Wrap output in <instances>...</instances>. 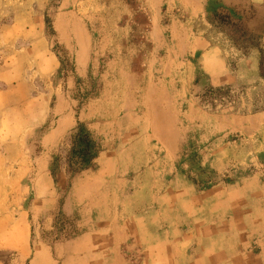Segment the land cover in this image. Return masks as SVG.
Here are the masks:
<instances>
[{
	"label": "rangeland",
	"instance_id": "1",
	"mask_svg": "<svg viewBox=\"0 0 264 264\" xmlns=\"http://www.w3.org/2000/svg\"><path fill=\"white\" fill-rule=\"evenodd\" d=\"M228 13L262 38L236 43L217 24ZM261 67L264 0H0V90L11 89L0 98V264H54L38 246H69L83 233L66 202L78 179L98 172L133 214L158 216L133 243L161 245L153 234L164 235L175 255L180 247L176 264H251L234 248L258 245L264 146L211 136L209 124L215 114L264 112ZM64 114L72 127L48 143ZM111 148L127 153L109 160ZM28 174L36 176L23 183ZM45 178L55 191L52 224L32 221L24 255L19 216L28 222ZM127 256L141 264L145 254Z\"/></svg>",
	"mask_w": 264,
	"mask_h": 264
},
{
	"label": "crops",
	"instance_id": "2",
	"mask_svg": "<svg viewBox=\"0 0 264 264\" xmlns=\"http://www.w3.org/2000/svg\"><path fill=\"white\" fill-rule=\"evenodd\" d=\"M215 83L226 84L227 81L223 79L222 76H217ZM9 90H0V98L6 97ZM153 100L156 101V104L160 102L159 99L156 100L154 98ZM103 102L104 100L100 99L96 102V106ZM15 104L17 105L20 103L15 102ZM263 113L264 112H256L249 115L215 114L214 117L211 118L212 120H210L211 124H209V132L211 133V136L214 137L216 135L225 136L231 134L249 137L252 138L253 141H261L262 146H264V136L262 135V133H264ZM115 123L120 124L118 121H115ZM72 125V120L67 118L64 114L60 120H58L56 126L46 135V141L55 144L63 138L64 134L72 127ZM111 125H114V123L112 122ZM126 153L125 148H111L106 154L110 160L113 159V157H124ZM121 171L123 172V170ZM39 173H42V177H45L43 168ZM35 176V174H28V177L23 178L22 181L25 183L33 177L35 178ZM46 176L48 175L46 174ZM104 178L105 175L98 172V174H93L84 178L81 177L76 181L72 188V192L67 198L66 209L69 214H75L79 217L83 233L78 235L77 240L70 243L69 246H66L64 243H58L52 247L47 243H40L41 245L38 246V252L45 254L44 256H46V260H48L46 262H49V260L52 259L53 263L57 264V259L53 260V256L51 255L55 251L60 255L58 256L59 264H131L133 258L129 257L128 259L127 255H130V253L134 254L141 250L142 253L145 254L143 263L141 264H150L149 260L151 264H176L178 258L181 260L182 254L180 247H178V251L175 255L173 248L165 247L166 240H164V237L166 236L164 235L157 236L153 234V238H163L160 239L161 245L146 244V246H144L142 244L144 243L143 238L146 235V232L149 231L150 226H154L155 220H157L158 216L153 214L152 210L148 211V213L136 211V213L133 214L132 210L127 208L132 202L127 204V200L114 195V192L112 191V183H114V179H111L112 177L107 179ZM45 180L46 186L41 191L42 195H40L39 198H36L32 203L30 210L32 213L31 217L27 214L28 222L26 223L25 218H22V215L19 216V221L22 222L23 230L22 233L16 235L24 238V240H19L21 247H18L17 250L24 255L27 253L28 242L32 238V221L37 222L38 220L44 219L47 225L51 226L52 224L50 211L55 206L56 200L53 199L55 191L53 190V182L47 180V178H45ZM254 181H256V179ZM30 182H32V180H30ZM223 188L224 187L221 186L222 190ZM237 188V191H245L246 186L245 184L237 185ZM98 189L101 193L99 196H95ZM233 189L234 187L232 190ZM192 198L197 201L196 196ZM254 202L256 204L259 202L260 205H264V199H256ZM116 205H123L118 213L115 212ZM262 210L263 209L259 208L253 212L255 224L253 225V232L251 235L254 236V240L257 241L258 245H253L250 249L246 248L247 250H244V247L234 248L236 252L243 254V259L246 257L252 258L250 260L251 264H264V243L261 244L262 238L264 242V232L261 231L262 227L264 229V223H262L264 222V210L263 212ZM160 220L163 221L162 218H160ZM195 220L196 219H194V221ZM180 221L182 220L180 219ZM190 226L187 228V231L192 230ZM1 227L2 231H5L4 225ZM176 227L179 228V225H176ZM138 232L144 234V236L135 237L134 239L137 240L138 244L133 243V236L131 234H138ZM180 232L181 230H178L175 233L179 236ZM198 235L201 234L197 232V229L195 228L192 236L196 237ZM136 245L142 249L137 250L135 248L137 247ZM149 253L151 255H149ZM191 263L192 262H190V264Z\"/></svg>",
	"mask_w": 264,
	"mask_h": 264
},
{
	"label": "trees",
	"instance_id": "3",
	"mask_svg": "<svg viewBox=\"0 0 264 264\" xmlns=\"http://www.w3.org/2000/svg\"><path fill=\"white\" fill-rule=\"evenodd\" d=\"M216 18L219 27L224 29L236 43H239L240 41L250 43L254 39L260 40L262 38L261 36H255L254 34L248 32L242 25L241 20L234 19L229 13L226 15H217ZM261 72L262 76L264 77V71L262 67ZM88 151L89 150L87 148L86 152H84V155H86L87 157H89L87 153ZM82 160H85V156H82ZM87 162L89 161L84 162V164H86Z\"/></svg>",
	"mask_w": 264,
	"mask_h": 264
}]
</instances>
